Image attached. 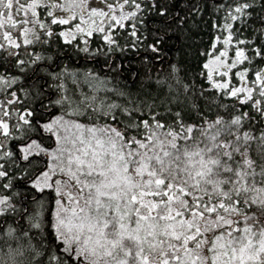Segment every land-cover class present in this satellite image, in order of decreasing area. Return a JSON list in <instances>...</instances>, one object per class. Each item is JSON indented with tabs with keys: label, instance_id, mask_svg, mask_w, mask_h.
<instances>
[{
	"label": "snow or ice",
	"instance_id": "snow-or-ice-1",
	"mask_svg": "<svg viewBox=\"0 0 264 264\" xmlns=\"http://www.w3.org/2000/svg\"><path fill=\"white\" fill-rule=\"evenodd\" d=\"M0 264H264V0H0Z\"/></svg>",
	"mask_w": 264,
	"mask_h": 264
}]
</instances>
